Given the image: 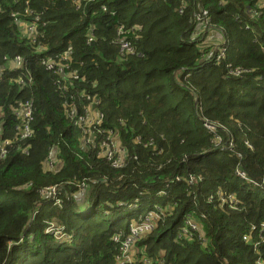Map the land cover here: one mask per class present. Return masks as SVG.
<instances>
[{"label":"trees","instance_id":"16d2710c","mask_svg":"<svg viewBox=\"0 0 264 264\" xmlns=\"http://www.w3.org/2000/svg\"><path fill=\"white\" fill-rule=\"evenodd\" d=\"M260 3L0 0V264H117L114 235L125 238L156 207L154 228L134 243L127 264H264V231H251L264 222ZM203 9L226 36L218 63L211 61L218 31L193 38L207 28L193 21ZM36 15L38 33L29 35L18 23ZM119 27L128 32L119 36ZM122 37L131 51L120 49ZM15 56L24 66L8 64ZM237 68L239 75L228 73ZM25 101L32 134L24 139L15 110ZM88 111L95 147L82 143L87 124L74 123ZM202 120L241 157L214 150ZM115 133L126 151L121 168L106 156L114 150L115 158ZM49 153L53 168L44 165ZM50 187L60 191V206L44 196ZM218 191L237 204H222ZM187 215L197 225L191 238L179 235ZM51 224L70 240L46 232Z\"/></svg>","mask_w":264,"mask_h":264},{"label":"built area","instance_id":"2783aa9c","mask_svg":"<svg viewBox=\"0 0 264 264\" xmlns=\"http://www.w3.org/2000/svg\"><path fill=\"white\" fill-rule=\"evenodd\" d=\"M87 1H94V0H87ZM80 2L81 0H73V3L77 7L79 6ZM259 6L260 7L264 6V3L262 0ZM182 9L183 8L181 7L179 12H182ZM102 10H106V7L103 6ZM259 13L260 11L258 10H252L251 15L252 16L258 15ZM39 19H40L39 16L36 15L35 17H33L32 21H23L21 24L20 23L18 24L19 26H21L24 32H28L30 35L33 32H37L35 26H36V21ZM193 21L194 23L204 22V24L207 25L208 29L212 28L210 25V18L208 15V11L205 9L200 10L199 12H195L193 14ZM246 27L248 26L246 25ZM136 29L137 28L135 27L130 28V30H136ZM217 31L220 34L221 38L218 39V41L216 42L217 46L215 47V55L213 59L211 60V61H214V63H218L222 59H224L225 52H226V43H227L224 31L222 29H217ZM126 32L128 31L123 30L121 27H119L117 30V34L119 36L124 35ZM196 33L198 34L199 31L196 30L195 34ZM35 38L36 37H34L33 40H35ZM118 43L120 45L121 50H126V51L132 50L130 46V42L127 41L126 38L124 37L119 38ZM68 53H69V50H67L66 52H63V54L60 56V59L61 58L65 59ZM50 59H51L50 57L41 59V60H44L42 61V63L43 65L46 66V68H51L52 61H50ZM8 64L15 68H20L24 66V60L20 58L19 56H15L14 58L8 61ZM229 71H230V74L239 75L242 70L240 68H237V69H229ZM16 81L17 83L22 84L23 78L18 77ZM15 114L21 119V124L18 127V131H17L18 135L20 136V138H24V139L27 137H30L32 134V130L30 128V124L32 121V111L30 108V104L26 101L24 103L19 102L18 107L15 110ZM85 118H87L88 120L85 121L84 118H79V120L76 119L74 123L78 125H80V122L87 124V127H82L80 125L82 129V134H83L82 143L85 147L86 146L88 147L89 145H92V147H95L94 136L92 135V130L90 129V125L95 122V118L93 115H91V111H88V115ZM202 124L211 133V136H212L211 144L214 150L233 152L238 158L241 157V154L235 151V144L233 143V141L230 140L229 138L224 140L223 137L219 133H217L216 125L210 124L207 120H202ZM136 141L140 142L141 139L139 137H136ZM150 143L152 142H145L144 145L148 146ZM245 143L248 146H250V144L247 141H245ZM4 144L7 145V144H10V142L5 141ZM104 144H105L104 142H101V145H104ZM4 153H5V150L2 149L1 154L3 155ZM106 156L108 159H112V165L115 166V168H121L126 165V162H125L126 151H124V149L121 147L119 139L115 140V158H114V150H109L106 153ZM44 165L47 168H53L54 162H53L52 153H49V155L45 159ZM263 169H264V166H263ZM236 174L243 180H247L248 182L252 183L253 186L259 185V183L248 179L245 171H242L239 168L236 169ZM192 181L193 179L191 178L190 183ZM59 194H60V191H58L54 187H50L49 189L44 191V196L49 197L50 200L54 201L55 204H57L58 206H60V203H61L60 199L58 198ZM216 196L218 197V199L221 201L222 204L224 203H229L230 205L237 204L232 194H226L224 192L218 191ZM235 205H232V206H235ZM160 213H161L160 208L158 207H156V210L147 212L145 218L140 223L131 225L128 235L123 239H119V235H114L113 239L115 240V243L117 244L119 243L118 250L120 252V254L118 252L115 258L117 264H127L133 261L132 260L133 245L137 241L136 239L142 234H145L154 228L155 221H157V219L159 218ZM196 231H197L196 223L194 222L191 215H187L186 218L184 219V224L180 229L179 235L190 238L193 236V234ZM251 231H255L259 234V236H261L262 232L264 231V222L260 223L259 225H252ZM46 232L52 233L57 239H61V240L70 239V236L62 231V227H57L53 224L47 227ZM199 238H202V237L199 235ZM248 238L249 236H245L244 240L245 239L248 240ZM142 261H143V264H152L151 260L147 258H144Z\"/></svg>","mask_w":264,"mask_h":264},{"label":"rangeland","instance_id":"374dc122","mask_svg":"<svg viewBox=\"0 0 264 264\" xmlns=\"http://www.w3.org/2000/svg\"><path fill=\"white\" fill-rule=\"evenodd\" d=\"M135 28H138V27H135ZM198 31H199L198 34L197 33L196 34L194 33L193 38H200V39H202L204 37V35H205V37H206V35L216 36V31L217 30L216 29H212V28H209L208 29V27H207V28H204L202 30L199 29ZM210 44H211V42H210ZM228 73L230 74V71L229 70H228ZM210 124H212V123H210ZM115 140H118V136L117 135H115ZM143 235H145V234H142L136 240L138 241Z\"/></svg>","mask_w":264,"mask_h":264},{"label":"clouds","instance_id":"9594fccd","mask_svg":"<svg viewBox=\"0 0 264 264\" xmlns=\"http://www.w3.org/2000/svg\"><path fill=\"white\" fill-rule=\"evenodd\" d=\"M70 240V239H69Z\"/></svg>","mask_w":264,"mask_h":264},{"label":"water","instance_id":"95a60500","mask_svg":"<svg viewBox=\"0 0 264 264\" xmlns=\"http://www.w3.org/2000/svg\"><path fill=\"white\" fill-rule=\"evenodd\" d=\"M196 106V105H195Z\"/></svg>","mask_w":264,"mask_h":264}]
</instances>
